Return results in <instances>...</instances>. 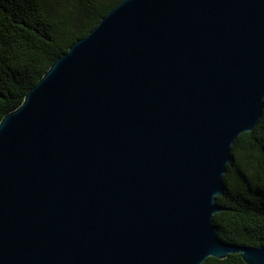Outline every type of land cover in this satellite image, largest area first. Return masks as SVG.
Instances as JSON below:
<instances>
[{"label":"water","instance_id":"95a60500","mask_svg":"<svg viewBox=\"0 0 264 264\" xmlns=\"http://www.w3.org/2000/svg\"><path fill=\"white\" fill-rule=\"evenodd\" d=\"M264 111V0H123L0 122V264H202Z\"/></svg>","mask_w":264,"mask_h":264},{"label":"trees","instance_id":"16d2710c","mask_svg":"<svg viewBox=\"0 0 264 264\" xmlns=\"http://www.w3.org/2000/svg\"><path fill=\"white\" fill-rule=\"evenodd\" d=\"M123 0H0V122L79 38ZM216 197L219 237L264 245V111L253 130L240 134ZM202 264H248L242 253L208 257Z\"/></svg>","mask_w":264,"mask_h":264}]
</instances>
